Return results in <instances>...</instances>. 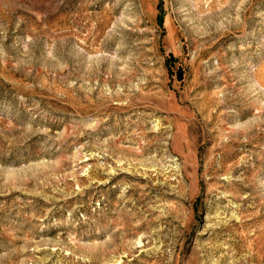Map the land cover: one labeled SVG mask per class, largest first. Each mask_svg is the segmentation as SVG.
Returning <instances> with one entry per match:
<instances>
[{
	"label": "rangeland",
	"instance_id": "1",
	"mask_svg": "<svg viewBox=\"0 0 264 264\" xmlns=\"http://www.w3.org/2000/svg\"><path fill=\"white\" fill-rule=\"evenodd\" d=\"M0 264H264V0H0Z\"/></svg>",
	"mask_w": 264,
	"mask_h": 264
}]
</instances>
